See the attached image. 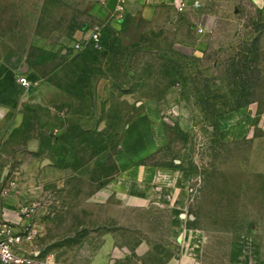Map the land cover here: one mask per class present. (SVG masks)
<instances>
[{
  "label": "rangeland",
  "instance_id": "1",
  "mask_svg": "<svg viewBox=\"0 0 264 264\" xmlns=\"http://www.w3.org/2000/svg\"><path fill=\"white\" fill-rule=\"evenodd\" d=\"M103 1L0 0V79L10 83L27 65L32 87L0 127V187L29 142L48 136L69 147L72 174L52 200V228L25 251L39 253L37 264H63L53 254L63 245L48 241L114 231L122 264H264V14L240 0H204L215 20L199 54L179 14L114 22L100 17ZM164 97L168 143L151 162L182 170L188 246L178 241L186 232L171 228L177 215L106 193L96 200L116 173L127 126ZM239 110L248 133L220 134ZM70 242L66 251L76 250ZM140 245L146 252L136 255Z\"/></svg>",
  "mask_w": 264,
  "mask_h": 264
},
{
  "label": "crops",
  "instance_id": "2",
  "mask_svg": "<svg viewBox=\"0 0 264 264\" xmlns=\"http://www.w3.org/2000/svg\"><path fill=\"white\" fill-rule=\"evenodd\" d=\"M118 1L104 0L98 7L100 17L122 22L123 18L128 16L141 15L149 19L153 15L177 13L184 20L185 34L191 35L200 44L193 46L196 53L200 54L208 48L201 43L212 34L211 22L215 19L205 10L204 0H127L123 10L117 11ZM182 2L187 7L178 13L177 7ZM195 2H198L199 7L193 6ZM238 4L264 14V0H240ZM21 74L26 78L29 76V72ZM31 90V84L27 88L18 85L17 78L10 83L0 79V127L20 110L23 102L31 96ZM167 100L168 98L164 97L146 102L142 113L127 126L121 149L113 156L116 173L102 185L96 200L99 199L102 203L106 193L107 198L115 197L153 211L177 215L178 221L174 222L171 228L175 233L186 232L178 235V241L183 235V246H188L192 245L194 239L186 221L191 192L181 179L182 170L177 166H158L151 162L168 143L161 117L165 112ZM247 118L249 116L246 111H237L227 121V126H221L220 134L229 138L246 135L251 124H247ZM56 139L54 135L48 136L45 141L29 142V154L25 153L17 158L14 169L13 178L17 181V188L0 202L2 218L14 232H20L26 226L30 229L31 224L33 242H25L24 248L34 243L42 244V238L47 234L48 228H52L50 219L55 213L51 214L50 210L55 207L51 205L57 204L52 200L57 199L55 195L60 194V187L72 176L66 165L69 147ZM43 150L46 154L41 153ZM68 240L73 242L71 245L78 246L76 250L66 251ZM46 244L63 245V249H55L53 252L55 262L57 260L63 264H122V260L126 258L120 249V235L114 231L101 233L99 236L97 232L95 237L85 236L79 240L74 237L62 240L55 238ZM142 247L143 245H140L135 250L136 255L145 254L146 251Z\"/></svg>",
  "mask_w": 264,
  "mask_h": 264
},
{
  "label": "built area",
  "instance_id": "3",
  "mask_svg": "<svg viewBox=\"0 0 264 264\" xmlns=\"http://www.w3.org/2000/svg\"><path fill=\"white\" fill-rule=\"evenodd\" d=\"M127 0H119L117 11H122ZM195 8L199 7L198 2L193 4ZM184 2L177 7L178 12L186 9ZM99 35L92 34L94 42H99ZM78 48V45L75 46ZM17 84L23 88L29 87L30 83L24 75L17 78ZM17 188V181L13 178L6 187L0 190V202L7 198ZM2 209L0 205V264H37L39 259L38 253H28L25 251L23 244L29 243L33 240L34 233L26 226L20 232H14L13 228L3 220Z\"/></svg>",
  "mask_w": 264,
  "mask_h": 264
},
{
  "label": "water",
  "instance_id": "4",
  "mask_svg": "<svg viewBox=\"0 0 264 264\" xmlns=\"http://www.w3.org/2000/svg\"><path fill=\"white\" fill-rule=\"evenodd\" d=\"M27 69H28L27 65H24V69L21 71V73L27 72Z\"/></svg>",
  "mask_w": 264,
  "mask_h": 264
}]
</instances>
